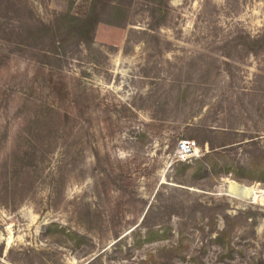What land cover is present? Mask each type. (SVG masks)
<instances>
[{
	"label": "rangeland",
	"instance_id": "obj_1",
	"mask_svg": "<svg viewBox=\"0 0 264 264\" xmlns=\"http://www.w3.org/2000/svg\"><path fill=\"white\" fill-rule=\"evenodd\" d=\"M118 1L127 25L55 52L32 36L83 0H0V264H264V0Z\"/></svg>",
	"mask_w": 264,
	"mask_h": 264
},
{
	"label": "trees",
	"instance_id": "obj_2",
	"mask_svg": "<svg viewBox=\"0 0 264 264\" xmlns=\"http://www.w3.org/2000/svg\"><path fill=\"white\" fill-rule=\"evenodd\" d=\"M168 1L169 0H150L152 5L151 10L160 11L161 9L167 7ZM73 4L74 3L71 4V7L66 12L56 18L53 25H43L44 27L41 25L42 27L37 29L36 34L41 33V35L32 36V40L35 42V45L48 41L49 47H51V49L55 52L65 50L69 44H74L76 46L81 44L90 46L95 40L96 29L100 23L103 22L115 26L127 25L129 23L127 22L128 11L118 0H83L82 4L79 6L82 9H78L77 11L72 10ZM103 13H107L109 18L102 16ZM252 42L256 44L255 49L264 47V34ZM31 133L34 135V131ZM207 143L210 146L208 153L203 154V152V156L201 155V158L199 157V159L195 160L199 166L195 170L194 174H197L200 171L203 173L214 171L215 173L220 174L219 171L221 169H224V173L231 171V173L235 174L236 170L230 168V166L223 164V167H221V165H218L213 156L215 154L220 155L221 152L216 153L217 147L210 142ZM203 144H205V142ZM224 146L225 144L219 147ZM38 152L39 149L38 146L35 145L34 140L28 138L25 144L21 147L19 154L16 155L14 161H12L10 170L12 177H21L25 171L36 167L40 159L37 155ZM178 162L182 163L186 161ZM182 182H184V180H180V183ZM148 214L150 215L151 213L147 212L146 216ZM55 231L58 232V230ZM59 231L64 233L65 229L62 228ZM160 236L165 237V235L159 234V230L150 229L146 232L145 238L139 242L137 247L142 246L144 242L151 241L152 239ZM221 237L222 233H219L216 239H220ZM72 238H76L77 241H84L86 236L74 233ZM116 238H119V234H116ZM93 260H91V262Z\"/></svg>",
	"mask_w": 264,
	"mask_h": 264
},
{
	"label": "built area",
	"instance_id": "obj_3",
	"mask_svg": "<svg viewBox=\"0 0 264 264\" xmlns=\"http://www.w3.org/2000/svg\"><path fill=\"white\" fill-rule=\"evenodd\" d=\"M200 153L202 154L201 149L193 140L182 139L177 143L175 157L177 161H188L199 157Z\"/></svg>",
	"mask_w": 264,
	"mask_h": 264
}]
</instances>
